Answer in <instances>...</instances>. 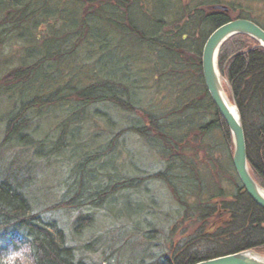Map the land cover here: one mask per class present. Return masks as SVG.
Returning a JSON list of instances; mask_svg holds the SVG:
<instances>
[{
    "label": "trees",
    "instance_id": "16d2710c",
    "mask_svg": "<svg viewBox=\"0 0 264 264\" xmlns=\"http://www.w3.org/2000/svg\"><path fill=\"white\" fill-rule=\"evenodd\" d=\"M262 1L0 0V45L14 35L27 50L0 79V151H33L63 168L74 161L69 177L97 183L79 191L72 183L58 204L84 210L76 235L91 229L96 211L113 215L84 248L70 244L61 224L37 210L34 178L20 176L22 167L0 177V264L264 256V209L236 172L232 133L202 69L220 26L247 19L264 29L249 7ZM219 69L241 116L251 175L264 188V48L237 35L222 47ZM142 151L154 161L138 164Z\"/></svg>",
    "mask_w": 264,
    "mask_h": 264
},
{
    "label": "rangeland",
    "instance_id": "374dc122",
    "mask_svg": "<svg viewBox=\"0 0 264 264\" xmlns=\"http://www.w3.org/2000/svg\"><path fill=\"white\" fill-rule=\"evenodd\" d=\"M249 5L255 19L264 23V0L262 2H255L252 5ZM16 38L17 37L13 35L9 37L5 42H3L2 45H0V79L3 78V75L6 76L10 69L21 65L23 63V58H25L24 55H26L27 52V50L25 51L26 43ZM223 83L225 84V88L227 90L228 83L226 79H224ZM5 102V100L2 102L3 105ZM9 109L11 108H5L4 111H8ZM48 123L49 120L47 119H41V121L38 122V124L42 126L41 133L48 132ZM3 133L4 131L2 130V126L0 125V143L3 140ZM82 136L83 138H85V134H83ZM6 150L4 151L5 155H0V177H4L12 173H14V175L16 176V174H18L19 170L22 167H33L31 170L29 169V171H32V173L26 174L25 177L29 179L32 176L34 178L33 182L29 184V190L30 195L38 204L37 210L44 215H49L50 217L52 216L59 220L61 226L66 230V233L69 234L68 240L70 244L84 248L91 239H93L97 235H100L101 233H104L106 229L110 228L113 225L112 214L104 215L102 212L96 211V220L94 221L91 229L86 231L83 235L78 236L72 232V226L73 222L77 219L78 216H80L79 214H82L84 210L82 209L78 211L76 209H62L60 212L53 211L54 209L60 210L62 208L58 207V204L61 201L63 190L65 189V187L67 188L68 186L72 185V181H69V175L72 176L71 173L73 170H75L73 166L74 161H72L69 168L64 171L59 163L51 164V162L36 159L33 151H29V153H26L16 151V148H9L8 152ZM135 155L137 163L140 165H145L148 162L152 163L155 159L153 156L148 157L147 152H143L142 154L136 153ZM13 157H20V160L12 161L13 164L10 165L11 162H9V160H13ZM151 159L153 161H150ZM23 161L25 162V164H23ZM33 162L36 164L35 166ZM22 174L24 175V173ZM158 223L159 226L163 225V221L161 219ZM79 253L82 254L81 252ZM89 257L94 260L99 259V256H94L92 254L89 255Z\"/></svg>",
    "mask_w": 264,
    "mask_h": 264
},
{
    "label": "water",
    "instance_id": "95a60500",
    "mask_svg": "<svg viewBox=\"0 0 264 264\" xmlns=\"http://www.w3.org/2000/svg\"><path fill=\"white\" fill-rule=\"evenodd\" d=\"M214 9L228 11L226 6H215ZM237 35H247L256 40L264 48V29L247 19H236L217 28L208 38L203 55L202 69L208 92L215 103L218 111L225 119L234 142V166L245 190L253 201L264 209V198L259 189L262 188L251 175L247 155V143L245 131L239 113V122L230 112L224 100L222 76L219 70V54L224 44ZM259 254L254 251H245L232 255L222 256L197 264H264L259 261Z\"/></svg>",
    "mask_w": 264,
    "mask_h": 264
},
{
    "label": "bare ground",
    "instance_id": "6f19581e",
    "mask_svg": "<svg viewBox=\"0 0 264 264\" xmlns=\"http://www.w3.org/2000/svg\"><path fill=\"white\" fill-rule=\"evenodd\" d=\"M204 51V50H203ZM219 56H220V54H219ZM24 58H23V60H22V62H24ZM221 73V72H220ZM221 76H222V74H221ZM222 81H223V77H222ZM206 84V83H205ZM222 86L224 87L223 88V96H224V100L226 101V103H227V105H228V108H229V110H230V112L234 115V117H235V119L239 122V120H240V117H239V113H238V110H237V108H236V106L233 104V102L231 101V99L229 98V96H228V94L226 93V89H225V84L222 82ZM215 104V103H214ZM220 113V112H219ZM225 120V119H224ZM9 148H11V149H14L13 147H7V148H5V149H3L2 151H0V155L2 156V155H5V153H4V151L6 150L7 152H8V149ZM16 151H19L18 149H16ZM27 151V150H26ZM14 159L13 160H9V162H11V164L10 165H12L13 163H12V161H15V160H20V157H13ZM9 159H10V157H9ZM37 159V158H36ZM38 160H40V159H38ZM54 163V162H53ZM23 164H25V162L23 161ZM33 164H34V166L36 165L34 162H33ZM52 164V163H51ZM55 164V163H54ZM30 168H33V167H30ZM62 169L64 170V171H66V169H68L66 166L63 168L62 167ZM22 173H24V176H26V174H29L30 172L26 169V168H24V169H22L21 171H20V176H21V174ZM23 175V174H22ZM73 177V176H72ZM12 178H14V177H12ZM70 180L69 181H72V183L73 184H75V190H80L81 188H82V186L85 188V187H93L95 184H97L96 182H88V181H85V180H83V182H81L80 181V179H78V178H76V177H74V180L70 177L69 178ZM255 180V179H254ZM77 185V186H76ZM67 190V188L65 187V189L63 190V192L64 191H66ZM259 192H260V194H261V196L264 198V188H260L259 189ZM71 197H73L74 195L72 194V195H70ZM64 206V208H67L66 207V205L65 204H63ZM62 209H60V210H57L56 212H60ZM49 216V215H48ZM51 218L52 219H56V218H54V217H52L51 216ZM57 220V219H56ZM58 222H59V220H57ZM60 223V222H59ZM61 224V223H60ZM74 224H75V221L73 222V226H72V232L73 233H75L74 232ZM67 234V233H66ZM69 234H67V236H68ZM258 254V253H257ZM87 257L89 256V255H86ZM259 256V261H263L264 262V256L263 255H258ZM89 258V257H88ZM197 263H199V262H197ZM197 263H195V264H197Z\"/></svg>",
    "mask_w": 264,
    "mask_h": 264
}]
</instances>
